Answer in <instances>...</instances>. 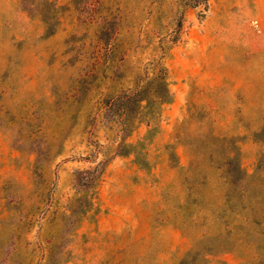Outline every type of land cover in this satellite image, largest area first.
I'll return each mask as SVG.
<instances>
[{
  "label": "rangeland",
  "instance_id": "1",
  "mask_svg": "<svg viewBox=\"0 0 264 264\" xmlns=\"http://www.w3.org/2000/svg\"><path fill=\"white\" fill-rule=\"evenodd\" d=\"M225 253L264 264V0H0V264Z\"/></svg>",
  "mask_w": 264,
  "mask_h": 264
},
{
  "label": "crops",
  "instance_id": "2",
  "mask_svg": "<svg viewBox=\"0 0 264 264\" xmlns=\"http://www.w3.org/2000/svg\"><path fill=\"white\" fill-rule=\"evenodd\" d=\"M180 107V103L178 101L172 102L171 104H169V108H171V111L169 112H173L178 110V108ZM118 159H126V157L123 156H116L113 161L114 163L116 162V160ZM109 167H114V165H109ZM151 183H148L146 186L144 184H141L139 186H136L137 189H140V187H144L146 188V190H153L154 186H155V182L153 183L152 187H150ZM128 188V187H127ZM135 186H131V188L129 189H123L122 191H118V193L124 194V192H127V190L131 191V189H134ZM117 191V190H116ZM128 191V192H129ZM143 198L145 196H142ZM141 198V200H138L136 202L140 203V204H146L145 199ZM148 204H151V202L147 201ZM130 203H124L122 202L121 204H117L116 206H114L115 211H111L110 214H108L106 217L102 218V220L100 222L104 221V227L107 228L109 231L113 232V233H117L121 231V227L125 225L126 221L125 218H127L126 216H129L128 219L131 218L132 213L130 212ZM118 212V213H116ZM153 238L154 241H156L154 238V236L152 235H110V239H111V243H116L117 241L121 240V241H125L130 239L132 242L133 241H147L149 238ZM111 248H113L114 251L119 250V247L117 245H113ZM122 248V247H120ZM216 259L223 263V264H241L240 260L232 253H225L224 255L221 256H217Z\"/></svg>",
  "mask_w": 264,
  "mask_h": 264
},
{
  "label": "trees",
  "instance_id": "3",
  "mask_svg": "<svg viewBox=\"0 0 264 264\" xmlns=\"http://www.w3.org/2000/svg\"><path fill=\"white\" fill-rule=\"evenodd\" d=\"M159 75H157V77L154 78V80L156 81V85L155 86H151L152 81H147L146 85L141 89V91H137L135 93H133V95L129 96L126 102V107L129 108V110H132L134 108V102H140L142 100H145L146 103H148V100L146 98H144L143 93L145 91H147L149 88L152 89L153 91V95L158 99V102L160 104L163 103H169L171 102L172 96L171 93L169 92L168 88H167V69L166 68H161L159 71ZM123 146L129 148V147H133L132 144H124ZM118 155L122 156V155H127V152L125 151H121L117 153ZM224 157L226 160V163L229 164V169H231L230 167H232L234 165V163L237 161V159L234 156L231 155H226L224 153ZM226 180H228V177H225ZM228 197V195H227ZM228 201V200H227ZM245 205V203H244ZM242 205L240 206V208H251L250 205ZM257 221H259V217H249L246 219L247 224L249 223H257Z\"/></svg>",
  "mask_w": 264,
  "mask_h": 264
}]
</instances>
